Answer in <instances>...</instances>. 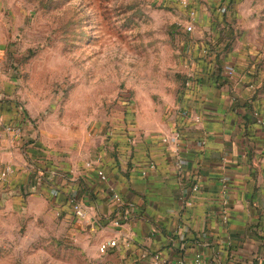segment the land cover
Instances as JSON below:
<instances>
[{"label":"crops","instance_id":"1","mask_svg":"<svg viewBox=\"0 0 264 264\" xmlns=\"http://www.w3.org/2000/svg\"><path fill=\"white\" fill-rule=\"evenodd\" d=\"M191 5L195 26L183 52L192 60L178 99L159 122L112 119L85 139L78 129L52 132L45 122L35 129L15 99H0V169H15L0 190L4 205L48 201L69 218L67 198L74 195L94 217L80 226L103 240L119 237L115 249L130 264H150L155 253L169 262L199 253L210 264H264V100L241 75L239 49L220 36L226 24L216 0ZM7 124L20 125L21 137L8 138ZM173 131L181 133L177 147L161 140ZM121 209L129 219L114 227Z\"/></svg>","mask_w":264,"mask_h":264},{"label":"rangeland","instance_id":"2","mask_svg":"<svg viewBox=\"0 0 264 264\" xmlns=\"http://www.w3.org/2000/svg\"><path fill=\"white\" fill-rule=\"evenodd\" d=\"M216 2L226 24L220 36L239 49L241 75L264 100V0ZM181 12L175 0H0V99H15L35 129L45 122L85 139L112 119L159 122L192 60ZM5 201L0 264H130L115 248L100 252L104 237L48 201Z\"/></svg>","mask_w":264,"mask_h":264},{"label":"built area","instance_id":"3","mask_svg":"<svg viewBox=\"0 0 264 264\" xmlns=\"http://www.w3.org/2000/svg\"><path fill=\"white\" fill-rule=\"evenodd\" d=\"M178 3V6L180 9H182V22L184 26V31L189 33L194 29L195 26V9L191 5V0H175ZM224 12V8L222 7L221 10ZM228 75H231L233 70L227 71ZM264 125V123H263ZM4 133L7 135L8 138H11L12 140L20 138L22 134V128L18 124H7L4 127ZM181 139V133L179 131H173L171 135L162 137V142L164 143H174L177 147L178 141ZM132 141V140H131ZM182 155H178L176 157V167L179 171L182 170L183 163L185 161ZM92 165L91 162H87L86 166L90 167ZM148 168H154V163L151 162L148 165ZM32 169L35 170L36 173V180L38 183L41 182V174L37 171L38 168L35 166H32ZM15 169L11 164L4 165L0 169V190L6 187L8 179L14 174ZM142 174H146V171H142ZM97 175L101 181H107L106 175L101 170H97ZM192 191H197L198 185L194 183L191 187ZM53 196L57 195V191L55 190L52 193ZM113 201L120 205L122 203L120 196L118 193L113 192L111 195ZM68 205L70 207V211L72 214V218L77 220V222L81 226H85L87 221H90V219L94 218L92 217L89 209L80 201L76 199L74 195H69L67 198ZM122 205V204H121ZM129 214L127 209H121L118 211V214L115 218L111 219V224L114 227H120L122 223L128 221ZM119 244H122L121 239L119 237H114L112 239L103 240L99 243L98 248L100 252H105L109 248H117ZM150 264H210L209 261L205 260L203 256L199 253H196L193 255L190 259H178L173 262H169L165 259H163L158 253H155L151 257Z\"/></svg>","mask_w":264,"mask_h":264}]
</instances>
